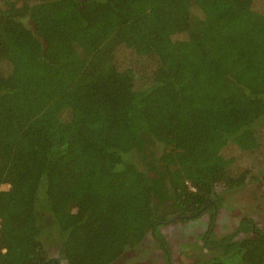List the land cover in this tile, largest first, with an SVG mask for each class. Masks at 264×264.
Segmentation results:
<instances>
[{
	"label": "trees",
	"instance_id": "1",
	"mask_svg": "<svg viewBox=\"0 0 264 264\" xmlns=\"http://www.w3.org/2000/svg\"><path fill=\"white\" fill-rule=\"evenodd\" d=\"M263 182L264 0L0 5V264H114ZM255 224L184 264H264Z\"/></svg>",
	"mask_w": 264,
	"mask_h": 264
},
{
	"label": "rangeland",
	"instance_id": "2",
	"mask_svg": "<svg viewBox=\"0 0 264 264\" xmlns=\"http://www.w3.org/2000/svg\"><path fill=\"white\" fill-rule=\"evenodd\" d=\"M3 1L0 0V5ZM222 202L226 209L219 214L211 208L191 220L165 224V230H170L164 241L168 247L166 243L161 244L163 240L160 237L149 236L114 264H184L185 258L194 254L207 259L212 252L203 247L200 240L207 231L220 234L237 231L240 237H248L254 235L252 222L264 229V182L228 195ZM57 254L58 250H51L52 256H59ZM60 261L62 264H69L63 255Z\"/></svg>",
	"mask_w": 264,
	"mask_h": 264
},
{
	"label": "flooded vegetation",
	"instance_id": "3",
	"mask_svg": "<svg viewBox=\"0 0 264 264\" xmlns=\"http://www.w3.org/2000/svg\"><path fill=\"white\" fill-rule=\"evenodd\" d=\"M178 217H173L172 219L170 220H166V221H163L166 225H169V224H173V223H176L175 221H177ZM170 230L168 229L167 233H169Z\"/></svg>",
	"mask_w": 264,
	"mask_h": 264
},
{
	"label": "water",
	"instance_id": "4",
	"mask_svg": "<svg viewBox=\"0 0 264 264\" xmlns=\"http://www.w3.org/2000/svg\"><path fill=\"white\" fill-rule=\"evenodd\" d=\"M200 214V213H199ZM188 217V216H187ZM189 217H191V218H193L194 217V215H191V216H189Z\"/></svg>",
	"mask_w": 264,
	"mask_h": 264
}]
</instances>
